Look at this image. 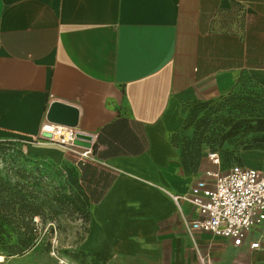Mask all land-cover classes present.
Returning <instances> with one entry per match:
<instances>
[{
	"label": "crops",
	"instance_id": "obj_1",
	"mask_svg": "<svg viewBox=\"0 0 264 264\" xmlns=\"http://www.w3.org/2000/svg\"><path fill=\"white\" fill-rule=\"evenodd\" d=\"M240 89L264 96V0H0V140L75 168L80 249L104 264H264V229L240 246L189 231L197 213L166 195L217 172L182 165L186 108ZM52 102L78 110L83 162L41 139Z\"/></svg>",
	"mask_w": 264,
	"mask_h": 264
},
{
	"label": "rangeland",
	"instance_id": "obj_2",
	"mask_svg": "<svg viewBox=\"0 0 264 264\" xmlns=\"http://www.w3.org/2000/svg\"><path fill=\"white\" fill-rule=\"evenodd\" d=\"M235 92L186 108L172 138L181 153L192 151L193 158L185 159L186 172L197 176L213 166L224 173L239 161L264 173V112H259L264 110V99L255 98L249 104L255 112H248L246 107L240 109L246 91ZM211 153H216L218 165L209 160ZM2 202L11 208L8 215L0 212L1 264H104L80 249L89 207L74 167L35 159L19 143L0 140ZM23 243L27 245L22 247ZM2 246L18 248V254L5 253Z\"/></svg>",
	"mask_w": 264,
	"mask_h": 264
},
{
	"label": "built area",
	"instance_id": "obj_3",
	"mask_svg": "<svg viewBox=\"0 0 264 264\" xmlns=\"http://www.w3.org/2000/svg\"><path fill=\"white\" fill-rule=\"evenodd\" d=\"M45 142L74 149L73 144L79 132L76 128L45 122L40 130ZM90 157V149L84 148L78 155V162ZM209 160L218 165L216 154ZM209 180H197L194 187L183 195L167 192L170 201L180 210V203L186 202L198 217L186 221L189 231H201L215 237L227 238L234 246H240L253 232L264 229V173L243 166H231L226 172H207ZM251 250L259 248L258 242L249 245ZM201 264H210L207 258Z\"/></svg>",
	"mask_w": 264,
	"mask_h": 264
},
{
	"label": "water",
	"instance_id": "obj_4",
	"mask_svg": "<svg viewBox=\"0 0 264 264\" xmlns=\"http://www.w3.org/2000/svg\"><path fill=\"white\" fill-rule=\"evenodd\" d=\"M78 117V110L74 106L63 104L61 102H52L46 113L47 122L73 128H76L78 125ZM82 139L86 141L89 140V138L84 137V135L77 134L73 144L78 147L82 146L89 148L87 147L88 144L86 142H81Z\"/></svg>",
	"mask_w": 264,
	"mask_h": 264
},
{
	"label": "trees",
	"instance_id": "obj_5",
	"mask_svg": "<svg viewBox=\"0 0 264 264\" xmlns=\"http://www.w3.org/2000/svg\"><path fill=\"white\" fill-rule=\"evenodd\" d=\"M236 92L235 91H233V92H231V93H229L228 95H226V96H222V97H220V98H225V97H228V96H230V95H234ZM237 94H241V93H237ZM242 95V94H241ZM243 96H245L246 98H243V100H244V102H246L245 103V105H241L240 106V109H243V108H245L246 107V109L248 110V112H255V110L254 109H251L250 107H249V104H251V102H253V100L255 99V98H261V99H264V96L263 95H260V94H257V93H253V92H247L246 91V93H244L243 94ZM230 101H232V99L230 98V99H228V100H226V102H230ZM197 102V101H196ZM193 104V103H192ZM190 106V105H189ZM250 108V109H249ZM217 111V110H216ZM259 112H264V110H261V111H259ZM187 153H188V155H187ZM182 165L184 166V168H185V170L187 169V166H186V157L187 158H189L190 160L193 158V156H192V151L190 152V150H189V152H187V150L186 151H183L182 153ZM211 154H216V153H211ZM225 163V162H224ZM234 165H241L240 164V162L238 161V164H233V165H231V166H234ZM230 166V167H231ZM229 167V168H230ZM228 168V169H229ZM10 208H11V205L9 204V203H4V202H2V204L0 205V212L1 213H6L7 215H8V213L10 212ZM27 244L26 243H23V244H21V246L22 247H25ZM2 249H3V251H5V253H8V254H11L12 256L13 255H17L18 254V252L17 251H19V249L18 248H12V247H8V246H2Z\"/></svg>",
	"mask_w": 264,
	"mask_h": 264
},
{
	"label": "bare ground",
	"instance_id": "obj_6",
	"mask_svg": "<svg viewBox=\"0 0 264 264\" xmlns=\"http://www.w3.org/2000/svg\"><path fill=\"white\" fill-rule=\"evenodd\" d=\"M3 262H4V260H3V258L0 256V264L3 263Z\"/></svg>",
	"mask_w": 264,
	"mask_h": 264
}]
</instances>
